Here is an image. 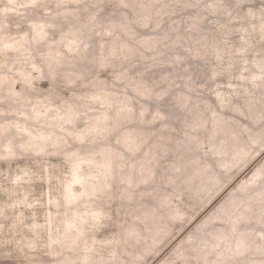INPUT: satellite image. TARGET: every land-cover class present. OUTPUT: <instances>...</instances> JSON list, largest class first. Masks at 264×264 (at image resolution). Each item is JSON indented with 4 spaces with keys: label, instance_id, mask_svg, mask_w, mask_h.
I'll use <instances>...</instances> for the list:
<instances>
[{
    "label": "rangeland",
    "instance_id": "1",
    "mask_svg": "<svg viewBox=\"0 0 264 264\" xmlns=\"http://www.w3.org/2000/svg\"><path fill=\"white\" fill-rule=\"evenodd\" d=\"M248 257L264 263V0H0V264Z\"/></svg>",
    "mask_w": 264,
    "mask_h": 264
},
{
    "label": "trees",
    "instance_id": "2",
    "mask_svg": "<svg viewBox=\"0 0 264 264\" xmlns=\"http://www.w3.org/2000/svg\"><path fill=\"white\" fill-rule=\"evenodd\" d=\"M146 14V11L144 10V9H142V11H141V16L140 17H143L144 15ZM81 53H84V51H85V49L83 48V47H81ZM131 53H134L135 51H130ZM66 76V78L67 79H69L70 77L66 74L65 75ZM139 87V89L140 90H143L142 92H144V93H146L147 92V90H148V87H146V88H144L143 86L144 85H142V84H140L139 83V85H138ZM122 115L121 114H118V115H116L115 117H114V121H117L118 119H120V117H121ZM131 136L132 135H129V136H127V137H125V138H127V139H131ZM110 157H108V158H106L105 160H104V163H103V165H104V174H107L106 176H108V174L109 173H111V170H112V167H111V164H110ZM191 166H193V164L192 163H194V158H192V159H190V161L188 160L187 161ZM194 167V166H193ZM116 169V167L115 168H113V170H115ZM196 170H198V169H196ZM199 170H201V169H199ZM110 175V174H109ZM210 175V177L212 176L211 174H209ZM214 177V176H213ZM149 179V177H145V176H143V177H138L137 179H135L134 181H133V183L132 184H137V183H139V182H144V180L145 181H147ZM211 182H213L214 180H215V177H214V179L213 180H211L210 178H208ZM200 189H202V187L201 188H199L198 190H200ZM244 217H246L245 215H244ZM258 217V216H257ZM150 218H151V221H157L158 220V215H151L150 216ZM231 228H232V224H231ZM228 230H230V228L228 229ZM227 233H223L222 234V236L219 238V239H215L214 240V243L215 242H217V241H223L224 239H226L227 238ZM211 239H213L212 238V236L210 235V237H209V240H211ZM211 242V241H210ZM240 249L238 250V252L239 253H241V252H243L244 251V253H246L245 251H246V248H247V246L245 245L244 247H239ZM263 250V249H262ZM257 253H261V252H257ZM247 254V253H246ZM250 260V257H248L247 259H246V263L248 264V261ZM245 263V264H246ZM249 264H252V262L251 263H249ZM254 264V263H253ZM257 264H264V263H260V261L257 263Z\"/></svg>",
    "mask_w": 264,
    "mask_h": 264
}]
</instances>
